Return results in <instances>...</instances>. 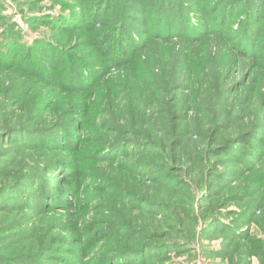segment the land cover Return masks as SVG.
Listing matches in <instances>:
<instances>
[{"label": "rangeland", "instance_id": "obj_1", "mask_svg": "<svg viewBox=\"0 0 264 264\" xmlns=\"http://www.w3.org/2000/svg\"><path fill=\"white\" fill-rule=\"evenodd\" d=\"M104 1L0 0V264H264V0Z\"/></svg>", "mask_w": 264, "mask_h": 264}, {"label": "trees", "instance_id": "obj_2", "mask_svg": "<svg viewBox=\"0 0 264 264\" xmlns=\"http://www.w3.org/2000/svg\"><path fill=\"white\" fill-rule=\"evenodd\" d=\"M106 1V0H105ZM104 1V2H105ZM258 2L260 1V0H257ZM64 2V1H63ZM215 2H217V0H215ZM254 3V2H253ZM66 4L67 5H69V7H72V9H76L77 11H79V10H81V6L80 5H78V4H76V3H73V2H66ZM252 6H256V4H254V5H252ZM95 8V10H96V8L97 7H94ZM96 12H99V11H94V15L96 14ZM97 15V14H96ZM54 22H61V18L59 17V18H55L54 19ZM258 30V28L256 29V31Z\"/></svg>", "mask_w": 264, "mask_h": 264}]
</instances>
